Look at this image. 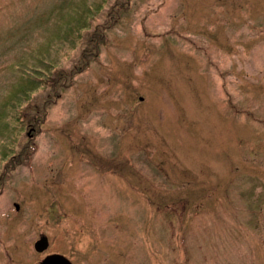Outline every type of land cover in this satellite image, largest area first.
Segmentation results:
<instances>
[{
  "label": "rangeland",
  "instance_id": "374dc122",
  "mask_svg": "<svg viewBox=\"0 0 264 264\" xmlns=\"http://www.w3.org/2000/svg\"><path fill=\"white\" fill-rule=\"evenodd\" d=\"M0 185V264H264V0H0Z\"/></svg>",
  "mask_w": 264,
  "mask_h": 264
},
{
  "label": "trees",
  "instance_id": "16d2710c",
  "mask_svg": "<svg viewBox=\"0 0 264 264\" xmlns=\"http://www.w3.org/2000/svg\"><path fill=\"white\" fill-rule=\"evenodd\" d=\"M128 2V0H126ZM119 7L118 12L116 11V7ZM125 6L124 4H116L111 8V11L107 12V23L105 26H96L92 32L88 36V41L86 42L85 47L80 52L79 60L74 64L71 70L69 71H58L56 74L51 76L50 78L46 79V82L44 83L50 90V93L47 95V99H45L44 104L40 109L34 110V114L30 117V119L26 122L28 123L26 126V130H30V133H32V137H34L35 133L37 132L39 126L43 123V119L45 116V108L46 103L49 101V99L57 96L59 98L60 92L63 93L71 84L72 78L81 74L88 66V58H95L96 54L99 51L100 46H103L104 41V34L103 31L107 30L109 28V23L113 20L117 19L119 15L121 14V11H125L123 8ZM29 91L35 86V81H27ZM59 90V92H58ZM24 92H28L27 90H21ZM15 94H12L10 97H14ZM7 105V104H6ZM28 142H31V140H27ZM30 152V151H29ZM26 153H19L13 158V161L11 160V164L18 165L21 163L22 159L25 158ZM1 186V185H0Z\"/></svg>",
  "mask_w": 264,
  "mask_h": 264
},
{
  "label": "water",
  "instance_id": "95a60500",
  "mask_svg": "<svg viewBox=\"0 0 264 264\" xmlns=\"http://www.w3.org/2000/svg\"><path fill=\"white\" fill-rule=\"evenodd\" d=\"M47 247V242L44 237H41L33 244V249L36 253H41ZM38 264H70L64 257L60 255H49L43 258Z\"/></svg>",
  "mask_w": 264,
  "mask_h": 264
},
{
  "label": "flooded vegetation",
  "instance_id": "af4514ba",
  "mask_svg": "<svg viewBox=\"0 0 264 264\" xmlns=\"http://www.w3.org/2000/svg\"><path fill=\"white\" fill-rule=\"evenodd\" d=\"M47 245H48V244H47ZM46 248H47V247H46ZM45 250H46V249H45ZM45 250H44V251H45ZM44 251H43V252H44ZM43 252H42V253H43ZM49 255H60V256L64 257L63 255L58 254V253H49V254L44 255V256L41 258V260H42L43 258H45L46 256H49ZM64 258H65V257H64ZM65 259L67 260V258H65ZM41 260H40V261H41ZM68 262H69V261H68ZM69 263H70V262H69ZM70 264H71V263H70Z\"/></svg>",
  "mask_w": 264,
  "mask_h": 264
}]
</instances>
